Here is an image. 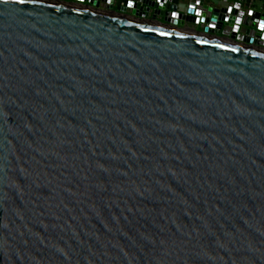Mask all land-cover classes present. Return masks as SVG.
I'll return each instance as SVG.
<instances>
[{"label":"water","instance_id":"obj_1","mask_svg":"<svg viewBox=\"0 0 264 264\" xmlns=\"http://www.w3.org/2000/svg\"><path fill=\"white\" fill-rule=\"evenodd\" d=\"M0 264H264V47L0 0Z\"/></svg>","mask_w":264,"mask_h":264},{"label":"built area","instance_id":"obj_2","mask_svg":"<svg viewBox=\"0 0 264 264\" xmlns=\"http://www.w3.org/2000/svg\"><path fill=\"white\" fill-rule=\"evenodd\" d=\"M73 1L137 20L163 21L168 26L210 34L240 45L264 47V0ZM214 10H218L216 15Z\"/></svg>","mask_w":264,"mask_h":264}]
</instances>
